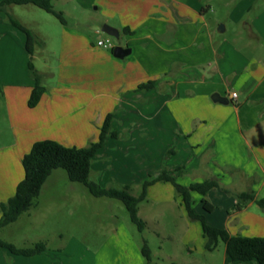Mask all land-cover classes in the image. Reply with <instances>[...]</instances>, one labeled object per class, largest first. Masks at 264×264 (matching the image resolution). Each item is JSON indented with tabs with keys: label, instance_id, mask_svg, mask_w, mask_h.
Wrapping results in <instances>:
<instances>
[{
	"label": "crops",
	"instance_id": "0c3cea01",
	"mask_svg": "<svg viewBox=\"0 0 264 264\" xmlns=\"http://www.w3.org/2000/svg\"><path fill=\"white\" fill-rule=\"evenodd\" d=\"M199 1L142 0L136 10L133 6L121 4L120 0H74L76 5H73L72 14L69 12L73 26H68L66 21L62 27L43 16L30 21V16L34 15L33 9L24 7L19 10L24 13L19 15L12 12L13 4H10L9 9L14 18L40 37L44 50L51 37L54 47L59 48L56 54L65 58L64 68L60 67L57 73L59 84L43 82L45 91L34 107L27 104L34 79L27 71H21V64H26L30 56L25 47L26 37L22 31L5 21L4 13L0 11V108H4V120H9L13 135V142L0 145V160L7 161L5 166L8 163L22 166V157L32 144L46 139L66 146L83 147L97 139L107 114L112 115L110 128L113 129L118 122L122 127L132 123L133 113L142 111L143 115L147 113L149 119V122H143L144 128L155 127L151 121L159 117V127L168 126L169 129L166 144L171 141L175 144V150L165 158L166 165L161 169L174 171L183 167L188 172L190 170L192 175L201 177L202 173L199 172L205 169L210 170L207 175H214L215 171L211 170L213 163L220 168H229L234 163L230 157V129L243 131V127L240 121H228L229 116L225 115V111L237 110V107L229 104L237 103L239 94L229 84V51L220 49L214 29L207 25L200 12ZM251 1L244 4V11ZM92 6L96 15L85 20ZM89 22V26L93 27L108 23L116 27L120 34L124 28L129 29L131 32H123L128 39L125 46H121L129 47L130 54L119 59L112 55V51L97 46L85 30ZM93 31L95 33L96 29ZM43 49L40 65L34 62V68L39 74L53 79L55 73ZM38 53L37 50L33 51L31 57L36 59ZM255 74L256 70L250 77L257 85L260 79ZM147 81H154V86L144 90L137 88ZM244 84L240 90L245 87ZM104 88L109 92L104 91ZM244 92L247 96L251 94L248 89ZM213 93L228 97L229 103L224 105L212 101ZM232 93H236V97L232 98ZM1 135L0 132V140ZM146 143L150 144V140H146ZM103 146L93 156L91 164V169L99 172L103 166L93 160L98 156L104 158L100 153ZM170 149H166L165 153ZM105 158L113 162L112 156L107 155ZM237 167L245 173L248 169L246 164ZM5 173L3 171L2 175ZM8 174L12 176L13 169ZM194 179L177 183L187 186L204 180ZM20 180V176L14 177L10 189L15 188ZM245 187L254 192L255 198L264 197V193L259 192L264 189V179L256 190L249 182ZM242 191L246 190L238 187L236 193ZM174 198L179 200L173 194L166 199L172 201ZM256 207H259L258 204L250 201L237 213L251 209L255 211ZM228 222L223 228L231 235L264 236V219ZM216 248L210 251L203 249L195 255L187 253L183 262L257 264L255 261H231L226 255L225 245L220 252ZM54 252L44 250L31 256H22L0 248V264H144L142 255L133 250L113 247L79 254L77 260ZM150 263L157 264L152 260V252Z\"/></svg>",
	"mask_w": 264,
	"mask_h": 264
},
{
	"label": "rangeland",
	"instance_id": "374dc122",
	"mask_svg": "<svg viewBox=\"0 0 264 264\" xmlns=\"http://www.w3.org/2000/svg\"><path fill=\"white\" fill-rule=\"evenodd\" d=\"M182 1L190 3L194 0ZM248 1H199L200 12L207 25L214 29L220 49L229 51L231 57L228 65L231 73L229 84L234 86L232 88L239 94L237 103L229 104L237 107L238 111L235 109L225 111V115L229 116L228 121H240L243 127V131H239L238 128L235 131L233 128L230 129V157L234 165L231 164L229 168L224 169L213 163L211 170L215 171L214 175H207L210 170L205 169L199 172L202 173L201 177L192 175L190 170L188 172L183 167L174 171L161 169L164 164L166 165L165 158L172 154L165 153L166 149L175 150L172 141L166 144V137L168 138L169 135L168 126L159 127L158 117L151 121L155 123V127L146 129L143 122H149L147 113L143 115L142 111H135L131 117L134 123H129L125 127L119 122L114 124L111 130L119 133L117 137L107 136L108 139L106 137L107 142L100 152L104 158L98 156L93 160L103 168L101 167L100 172L91 169L89 176L91 180L105 188L122 189L128 186L131 194L137 196L142 190L143 182L157 177L163 170L172 175L176 182L196 180L194 178H213L217 180L218 185L205 195V199L213 206L211 211H206L202 207L200 194L196 192L191 194L192 209L194 213L203 216L206 224L223 228L228 220L231 224L238 219H247L249 222L253 219H264V211L259 207H256L255 211L251 209L252 211L239 213L234 207L238 202V193H236L238 187L247 190L245 186L249 182L256 190L264 179V0H252L248 9L244 11V4ZM52 2L54 8L63 13L68 26H73L69 12L72 14L76 2L74 0L70 3L63 0H52ZM120 3L133 6L137 10L142 0H120ZM9 5H6L5 11H2L8 23H10L8 15L14 17ZM23 5L25 4H13L12 12L20 15L24 11L19 10L28 7L34 12L33 17L30 16V21L43 16L62 27V23L57 18L44 10L36 6ZM93 8L94 6L88 10L85 20L96 15ZM89 24L90 22L85 30L95 42L108 39L113 46H125L128 37L123 32L115 38L102 32L101 26L93 27ZM220 25L225 28L221 32L218 31ZM51 40L50 37L46 50L42 45L34 44L33 51H39L38 57L33 59L29 56L26 64H21V71L23 73L27 71L31 75L28 62L40 65L43 49L55 77L49 79L48 76L37 73L41 83L54 85L59 84L57 73L60 72V67L64 68L65 58L63 55L59 56V53L56 54L59 48L54 47ZM106 49L112 51L111 48ZM133 50L136 51L135 48ZM8 65L13 66L12 63ZM254 70H256L255 76L260 79L257 85L250 77ZM243 84L245 87L240 90ZM246 89L251 92L249 96L244 92ZM104 91L109 92L106 88ZM4 117H6L4 108H0L2 134L0 145H9L13 142V135L9 120L7 118L4 120ZM148 139L150 144L146 143ZM107 155L112 156L113 162L105 158ZM6 162L0 160V203L14 194L15 188L10 189L12 179L16 176L23 178L21 165L8 163L5 166ZM242 164L248 165L246 173L237 167ZM11 169H13L12 176L8 174ZM3 171H6L4 175H2ZM149 186L145 198L137 205L138 216L146 224L144 230L140 232L136 224L130 220L129 213L121 200L93 196L84 184L71 182L64 169H54L44 182L34 205L23 212L17 220L4 226L0 230V238L17 247H32L38 242H43L46 246L45 250L61 252L65 257L70 256L76 260L80 258L79 254L112 247L119 250H133L141 256V247L145 239L151 249L152 260L157 264H185L183 258L187 253L195 255L197 251L205 249L201 221L189 218L177 198L172 201L166 199L170 198L171 194L177 196L171 182L157 181ZM259 192L263 194L264 189ZM223 247L224 243L220 240L216 249L220 252ZM187 248L190 251H187ZM142 257L144 259L143 255Z\"/></svg>",
	"mask_w": 264,
	"mask_h": 264
},
{
	"label": "trees",
	"instance_id": "16d2710c",
	"mask_svg": "<svg viewBox=\"0 0 264 264\" xmlns=\"http://www.w3.org/2000/svg\"><path fill=\"white\" fill-rule=\"evenodd\" d=\"M9 4H32L55 16L62 24L66 20L61 11L54 8L52 0H0V11H5V6ZM11 25L22 31L26 37L25 47L30 57L33 54L34 44L43 45V42L28 28L20 24L14 17L8 15ZM123 32H131L124 28ZM28 67L34 85L32 87L28 106L34 107L45 91L41 83V78L31 61ZM154 86V81H147L138 85V89H148ZM1 94V86H0ZM112 115L107 114L100 126L97 139L83 147L66 146L54 140H40L32 144L29 151L22 157L23 178L17 183L14 194L5 202L0 203V230L17 220L25 211L29 210L39 196L42 186L54 169L62 168L66 171L71 182H79L86 186L88 191L96 197L106 196L116 198L123 202L129 213L130 220L136 224L138 230L142 232L146 226L145 222L138 216V203L146 196L147 187L154 182H171L174 186L180 205L184 207L187 215L191 219L201 221L203 236L205 238V250L216 248L221 240L225 245V252L231 261L244 262L255 261L257 264H264V236H242L231 235L225 228L215 227L206 224L202 215L194 213L192 209V192L202 196V207L206 211L213 209L212 204L205 199L207 192L216 187V179L208 178L189 185H182L175 181L172 175L163 170L157 177L146 180L142 184L139 195L131 194L128 186L122 189L105 188L90 179L92 158L96 152L104 145L107 136L117 137V133L110 128ZM172 150H168V153ZM238 202L235 204L236 210H241L250 201H254L264 210V197L255 198L252 190L242 191L237 194ZM0 248L11 254L31 256L43 252L46 246L43 242H38L32 247H17L14 244L0 238ZM141 253L144 256V264H151V251L147 241L143 239Z\"/></svg>",
	"mask_w": 264,
	"mask_h": 264
},
{
	"label": "water",
	"instance_id": "95a60500",
	"mask_svg": "<svg viewBox=\"0 0 264 264\" xmlns=\"http://www.w3.org/2000/svg\"><path fill=\"white\" fill-rule=\"evenodd\" d=\"M224 30V26L220 25L218 27V31H223ZM101 31L106 33L107 35L113 36L115 38H118L120 33L119 30L107 23H104L101 26ZM131 49L129 47H122L120 45L114 46L112 48V55L116 58L119 59H123L124 57H126L128 54H130ZM211 99L214 102H218V103H222V104H228L229 103V98L226 96H222L219 93H213L211 95Z\"/></svg>",
	"mask_w": 264,
	"mask_h": 264
},
{
	"label": "built area",
	"instance_id": "2783aa9c",
	"mask_svg": "<svg viewBox=\"0 0 264 264\" xmlns=\"http://www.w3.org/2000/svg\"><path fill=\"white\" fill-rule=\"evenodd\" d=\"M96 45H97V46H100V47H103V48H111V49L114 47V46L109 42L108 39H105V40H97ZM231 97H232V98L236 97V93H232V94H231Z\"/></svg>",
	"mask_w": 264,
	"mask_h": 264
}]
</instances>
